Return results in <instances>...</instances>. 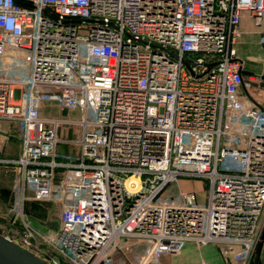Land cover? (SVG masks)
I'll use <instances>...</instances> for the list:
<instances>
[{"label":"built area","instance_id":"obj_1","mask_svg":"<svg viewBox=\"0 0 264 264\" xmlns=\"http://www.w3.org/2000/svg\"><path fill=\"white\" fill-rule=\"evenodd\" d=\"M246 13L263 25L264 0H0V120L20 124L0 163L24 200H61L55 230L19 211L3 235L49 264H116L135 247L150 264L187 242L252 264L264 109L247 88L264 78L245 79ZM63 124L81 128L73 159ZM181 177L206 179V199Z\"/></svg>","mask_w":264,"mask_h":264},{"label":"rangeland","instance_id":"obj_2","mask_svg":"<svg viewBox=\"0 0 264 264\" xmlns=\"http://www.w3.org/2000/svg\"><path fill=\"white\" fill-rule=\"evenodd\" d=\"M256 89H258V87ZM257 92L259 91L257 90ZM253 93L255 92L253 91ZM44 113L47 114L48 111L44 110ZM57 113H60L65 117L77 119L81 118V116L78 114L63 109H61L59 112L57 109ZM92 117L93 114L90 113L89 118ZM80 130L81 128L69 124H63L60 127L59 137L61 140H63V142L59 145V153L61 155L73 159L78 147L72 143L66 142V140L78 138ZM19 134V123L8 120H0L1 156L4 155L11 157L18 153L19 147L15 141V137H19ZM225 166L228 167V165ZM58 182H61L60 179H58ZM179 183L183 191H195L197 195L201 196V198L206 199L208 192V181L206 179L181 177L179 179ZM59 196L58 190L52 199L46 201H37L30 193H27L24 200L21 193V179L18 169L7 163H0V233L4 235L7 234V229L10 228L13 218L19 211H24L25 218L38 229L45 231L55 230L59 223V214L61 210V200ZM262 220L263 219L260 220V227L263 226ZM139 250L141 252V248L138 249V252ZM138 252L132 250L127 252V254L119 253L115 256V263L129 264V260L135 263ZM162 255L163 257L160 258ZM162 255L151 264H181L178 262V259L174 257L176 253Z\"/></svg>","mask_w":264,"mask_h":264},{"label":"crops","instance_id":"obj_3","mask_svg":"<svg viewBox=\"0 0 264 264\" xmlns=\"http://www.w3.org/2000/svg\"><path fill=\"white\" fill-rule=\"evenodd\" d=\"M263 25H258L254 19L247 13L243 15L241 22L242 35L237 44V49L240 56L244 60V74L245 79L253 74L262 75L264 78V49L260 41ZM257 80L252 82V85L247 88L252 98L264 109V81L261 83V90H259ZM258 87V89H256ZM257 90L259 92H257ZM253 91L255 93H253ZM256 94V95H255ZM4 156V155H2ZM263 232H264V210L262 216ZM263 235V233H262ZM138 247H135V251L138 252ZM140 250L137 254L135 263L130 261L129 264H139V258L141 256ZM258 254V260L256 264H264V240L261 238L258 247L256 249L255 256ZM163 255L160 257L162 258ZM181 264H201L202 261H206L208 264H227L221 253L219 246L214 243H208L205 245H197L195 242H187L182 249L174 255ZM127 260V261H128ZM255 258L253 260V263ZM152 263V262H151ZM150 263V264H151ZM252 263V264H253ZM125 264V263H121ZM229 264H243L236 261H232Z\"/></svg>","mask_w":264,"mask_h":264},{"label":"water","instance_id":"obj_4","mask_svg":"<svg viewBox=\"0 0 264 264\" xmlns=\"http://www.w3.org/2000/svg\"><path fill=\"white\" fill-rule=\"evenodd\" d=\"M187 60V59H186ZM188 61V60H187ZM212 63L209 67H212ZM264 240V232L262 235ZM258 254L255 256L256 264ZM0 264H49L34 252L21 247L14 241L0 233Z\"/></svg>","mask_w":264,"mask_h":264},{"label":"trees","instance_id":"obj_5","mask_svg":"<svg viewBox=\"0 0 264 264\" xmlns=\"http://www.w3.org/2000/svg\"><path fill=\"white\" fill-rule=\"evenodd\" d=\"M264 49V48H263Z\"/></svg>","mask_w":264,"mask_h":264}]
</instances>
